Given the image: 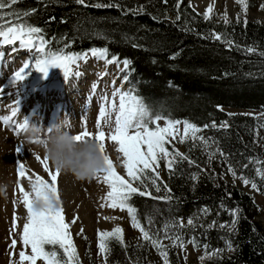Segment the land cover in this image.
Returning a JSON list of instances; mask_svg holds the SVG:
<instances>
[{"label": "trees", "instance_id": "trees-1", "mask_svg": "<svg viewBox=\"0 0 264 264\" xmlns=\"http://www.w3.org/2000/svg\"><path fill=\"white\" fill-rule=\"evenodd\" d=\"M116 2L121 8L84 7L74 0H19L12 10L22 13L36 9L26 19L45 30L53 48L60 47L57 41L66 36L70 51L107 47L110 55L130 59L135 69L130 82L136 85V94L145 99L154 114H170L174 119H186L201 127L213 120L217 124L227 120V129L209 128L202 134L218 142L226 162L236 172L255 181L257 192L264 197V179L256 175V168L264 170V165L253 163L260 118L240 111H220L216 107L264 111V56L259 55L264 52V23L247 20L245 25L237 19L225 24L212 18L205 20L184 0L179 8L177 0ZM140 7L144 11L139 14L129 11ZM95 33H103L108 39L99 38ZM211 33L220 34L222 39L211 38ZM52 37L57 41H52ZM228 41L233 42L231 47ZM248 47L257 51L249 54L245 51ZM173 55L176 58L170 59ZM125 85L126 90L130 84ZM228 113L234 115L228 116ZM187 144L184 153L199 168L183 161L174 166V174L167 169L160 192L148 185L152 195L159 197L169 195L163 189V184H167L171 201L134 195L129 203L137 210L141 224L151 231L155 228L163 232L166 223L172 225L182 219L187 225L191 217L197 225L195 228L170 227L169 232L183 233L184 240L194 236L203 251L204 245H208L207 251L221 250L203 264H264V229L256 219L257 204L253 196L235 185L215 180L204 167L199 145L192 148ZM209 146L215 150L217 144L209 141ZM193 173L199 174L197 180L191 179ZM202 209L209 211L205 214ZM233 209L239 210L234 228ZM213 221L215 226L210 227ZM221 224L227 227L220 228ZM109 247L113 251L112 264L134 261V257L127 259L128 246L125 249L110 240Z\"/></svg>", "mask_w": 264, "mask_h": 264}, {"label": "snow or ice", "instance_id": "snow-or-ice-1", "mask_svg": "<svg viewBox=\"0 0 264 264\" xmlns=\"http://www.w3.org/2000/svg\"><path fill=\"white\" fill-rule=\"evenodd\" d=\"M18 2L19 0H0V68L3 67L6 57H11L10 63H14L18 52L27 51L29 55L28 58L21 60L22 66L6 78L7 84H0V101L12 99L15 105H8L11 114L0 116V121L5 126L14 124L17 135L23 132L30 123L26 117H24L22 123L15 122L13 118L20 111L19 100L17 98L19 86L33 70L43 73L46 77L50 68L58 67L63 71L66 82H69L70 78H80L84 75L81 70V63L86 65L90 57L95 58L97 61H103L105 71L95 73L97 81L91 84V94L86 98L87 103L85 107L87 108L92 103L93 97L99 87V81L109 75L107 71L108 66L115 64L117 71L111 81V85L114 86L113 91L111 98L107 94L100 97L101 103L95 122L96 131L94 133L90 132L87 127V120L84 119L83 130L73 137L77 142L94 137L100 145L101 152L106 151V141H111L117 146L116 151L120 154L125 175H121L117 171L113 159L109 155H105L106 168L102 171V175L99 173L95 177V179L107 185L109 189L103 197L105 203H102L100 207H108L120 211L126 210L131 220V226L139 230L140 238L145 243L150 244L156 249L163 260V264H170L168 247H179L181 250H185L188 244L193 245V247H200L194 236L185 241L183 233L177 232L170 234L169 232L170 227H178L180 229L185 227L195 228L197 225L193 218L190 217L187 219V225L184 224L182 219L175 221L172 225L166 223L163 226V238L171 240V244L165 246L163 239L160 238V230L153 233L150 228L142 225L137 217V210L129 201L134 195L171 201L173 199L170 195L171 189L168 188L167 184H163V189L169 195L156 197L152 195L146 181L151 183L156 192L161 191L162 181L158 169L160 168L162 160L165 162V166L170 174H174V166L183 161H187L189 165H195L199 168V165L189 155L181 153L174 147L176 142L180 144L191 142L192 148L197 147V142H199L204 149H207L209 147V141H211L213 144H217V147L215 151L207 153L208 162L214 159L217 153L221 157H224L225 154L219 148L218 142L211 137L206 138L202 133L209 128L217 130L227 129L229 127L228 121L224 120L217 124L213 120L211 123L204 124L201 127L186 119H174L170 114L167 116L162 112H156L154 114V109L145 102L142 96L136 94L138 89L135 84H131L130 82V75L135 71L131 67L132 61L130 59H121L115 54L110 55L107 47H91L87 51L81 52L70 51L71 44L66 42V36L60 37L58 41L56 37H52V41H57L61 45L60 47L53 48L51 41L45 35V30L39 26L30 24L26 19L37 10L31 9L22 13L12 10V6ZM163 2L167 3V0H163ZM236 2L241 6L242 11L247 13L248 0H236ZM74 3L97 9L121 8V5L116 0H107V2H104V0H96L95 3H90L89 0H74ZM181 3L182 0H177V8L180 7ZM214 6L215 0L205 9L203 13L205 20L212 18ZM189 7H193L191 3H189ZM261 7L264 8V5ZM5 9H10V11H5ZM129 11H132L134 14H139L144 9L140 7L135 10L129 9ZM193 11H195L194 7ZM222 18L225 24L230 23L226 10ZM176 19H180L179 13ZM244 23L245 25L247 24L246 19ZM95 35L105 40L108 39L103 33H95ZM210 36L216 40L222 39L218 33H211ZM227 43L230 47L233 45L232 41H228ZM5 46H10L7 52L4 50ZM133 47H140V45L133 44ZM245 51L251 54L257 50L256 48L248 47ZM176 55H173L170 59H175ZM259 55L264 56V52H260ZM153 62L155 63V61ZM117 79H120V86H115ZM126 83L130 84V86L125 90L123 84ZM9 88L14 89V91L10 92ZM216 107L220 111H223L222 106L217 105ZM113 114H115L114 120ZM227 115L232 116L234 114L228 113ZM102 125L111 128V131L106 133ZM169 146H172L171 150ZM22 148H24L22 145L18 146L15 151L20 153ZM31 155L42 165L44 172L47 174V178L35 172L29 175L23 160L16 165L20 203L26 209L27 215L22 229L19 232V243L22 245V250L18 253V260L11 259V257L17 255L15 249L18 241L13 238L9 245L12 249L9 253L10 264H38V261H42L43 264H80L77 247L70 230L72 225L77 223L79 217L74 216L71 221L66 220L58 187V179L61 171L58 168L53 169L45 157H41L34 152ZM251 162L252 160L250 159ZM255 162L257 164L264 163L258 159ZM228 173L234 179L239 178L242 180L246 186L250 184L252 189L259 190L255 181H250L243 175L237 177V172L231 164L228 165ZM256 175L264 179V170L256 168ZM198 177V173H193L191 179L197 180ZM22 179L28 180L32 186L31 191L25 190L20 183ZM49 194L55 197L58 207H49L46 210L36 211L33 207L34 198L47 201ZM13 204L15 206L16 201H13ZM201 211L207 214L209 210L202 209ZM238 212V209L231 210V215L234 217L232 220L233 228L237 223ZM103 219L115 220L118 217L105 216ZM18 220L19 217L14 210L12 227L9 230L10 233L17 231L19 227ZM148 223H152L151 218L148 219ZM212 226H215V221L210 225V227ZM219 227L225 228L227 225L221 224ZM83 231L81 228L80 233L82 234ZM113 239L125 249L127 248L124 241V230L119 225L111 231L97 230V247L99 254L104 258L105 264H108V258L111 254L108 241ZM137 247L142 248L143 245L138 244ZM203 247L205 254L200 257L201 261L211 255H218L221 251L218 249L209 253L207 251L208 245H204ZM228 248L231 250L230 241L228 242ZM129 264H138V261L129 260Z\"/></svg>", "mask_w": 264, "mask_h": 264}, {"label": "rangeland", "instance_id": "rangeland-1", "mask_svg": "<svg viewBox=\"0 0 264 264\" xmlns=\"http://www.w3.org/2000/svg\"><path fill=\"white\" fill-rule=\"evenodd\" d=\"M184 1H186L188 5L191 3L193 6L192 0ZM215 2L216 6L214 7V13L212 15L214 21L224 23L222 17L226 10L229 21L237 19L245 21L246 19L264 23V8L261 7L264 5V0H248L247 13L242 11L241 6L236 0H215ZM194 5L196 6V3H194ZM207 6L208 5L202 7L199 12H195L203 15ZM193 7L191 8L193 9ZM9 47L10 46H5V52L8 51ZM28 55L27 51L18 52L14 63H10L11 57H6L3 67L0 68V84H7L6 78L22 66L21 60L28 58ZM54 69L50 68L46 77L43 73L33 70L22 82L19 86L17 95L20 111L17 116L13 118L14 121L22 123L24 117H26L30 123L42 124L47 128L57 123L60 119H66L73 126L74 133L77 134L83 130V121L86 119L88 130L94 133L96 131L95 122L98 117L99 105L101 103L100 97L107 94L111 98V93L114 87L111 85V81L114 75H116V65L112 64L108 66L107 71L109 75L99 81V87L93 97L92 103L87 108L85 107L87 103L86 98L91 94V84L94 81H97L95 73L105 71L104 62L97 61L95 58L90 57L88 63L84 66V69L81 65V70L84 75L79 84L74 78H70L69 82H66L63 71L60 68L58 70ZM47 84H51L50 88L57 91L54 98H49V95L46 96L44 91L41 92V88L47 86ZM71 84L77 88L74 90L63 91L59 89L61 85L66 86ZM120 84V79H117L115 86H120ZM125 86L126 85L123 84L124 89ZM9 91H14V89L9 88ZM9 104L15 106L12 99L0 102V112L2 109H5L0 116L11 114L10 108L8 107ZM223 109L228 112L240 111L252 114L260 118V125H264V111L262 110L232 107H223ZM114 115L115 114H113V120ZM102 127L106 133L111 131V128L107 126L102 125ZM188 143L192 145L191 142ZM0 144L7 147L6 152L3 153L6 156V159L4 160L0 158V184L8 185L7 198L0 196V264H10L9 253L12 249L9 245L13 238L18 241L15 249L17 255L11 257V259L18 260V253L22 250V245L19 243V232L22 229V225L25 222L27 215L26 209L20 203V194L17 188L16 165L23 160L25 167L28 169L29 175H31L32 172H35L40 176L47 178V174L44 172L42 165L31 155V153L34 152L43 157L42 152L39 151L34 144L30 145L26 142L23 132L17 135L14 124L5 126L3 122L0 121ZM197 144L204 156V167L215 180H221L231 185H235L253 196V199L257 204L256 219L259 220L264 229V197L260 195L256 189H252L250 184L246 186L239 178L234 179L233 176L228 173L229 164L219 155V153L216 154L214 159L208 162L207 153L215 150L210 146L207 149H204L199 142H197ZM21 145L24 148L21 149L20 153H17L15 149ZM187 145V143L180 144L176 142L174 147L181 153H184ZM255 146L257 148V154L253 163L256 165L257 163L255 161L257 159L264 162V126H259L256 130ZM116 147L117 146L111 141H106L107 154L113 159L117 171L121 175H125V170L121 164L120 154L116 151ZM169 147L171 150L172 146ZM259 164L264 165V163ZM52 168L54 169V167ZM158 171L160 173L161 181H163L167 171L163 160L160 163ZM240 175L243 174L237 172V177ZM248 179L250 180V178ZM20 183L25 190L31 191L27 179H22ZM146 183L151 185L150 182L146 181ZM58 187L62 206L66 214V220L71 221L74 216L79 217L77 223L72 225L70 230L77 247L80 264H105L104 258L99 254L97 247V230L111 231L117 225L124 230V241L130 250V253L128 252L129 254H127L128 260L134 257V261H138V264H163V260L156 249L150 244L145 243L140 238L139 230L134 229L131 226V220L126 210L120 211L118 209L113 210L108 207H100L102 203H105L103 197L109 190L107 185L103 182L98 181L97 179H93L90 182H81L75 180L74 176L71 174L61 173L58 179ZM13 201H16L15 206ZM14 210L19 217V227L15 233H10L9 230L12 227ZM105 216H115L118 217V219L105 220L103 219ZM81 228L84 230L82 234L80 233ZM157 231L154 228L152 232L155 233ZM163 235V232H160V238L163 239V244L169 246L171 240L164 239ZM138 244L143 245V247L138 248ZM214 250L208 252L212 253ZM112 252L111 249L109 257L112 256ZM168 253L170 264H203L205 260H200V257L205 254V251L199 247H193L191 244H188L185 250H181L179 247H168ZM213 256L215 255H211L210 257ZM112 259L113 257L108 260V264H112ZM38 264H43V262L38 261Z\"/></svg>", "mask_w": 264, "mask_h": 264}, {"label": "clouds", "instance_id": "clouds-1", "mask_svg": "<svg viewBox=\"0 0 264 264\" xmlns=\"http://www.w3.org/2000/svg\"><path fill=\"white\" fill-rule=\"evenodd\" d=\"M23 134L26 142L34 144L52 167L58 168L61 173L73 175L77 181L90 182L106 168L107 151L101 152L94 137L75 141L73 126L66 119H60L47 128L42 124L29 123ZM7 189V184H0V196L7 198ZM33 207L36 211H42L58 207V204L55 197L49 194L47 201L34 198Z\"/></svg>", "mask_w": 264, "mask_h": 264}, {"label": "bare ground", "instance_id": "bare-ground-1", "mask_svg": "<svg viewBox=\"0 0 264 264\" xmlns=\"http://www.w3.org/2000/svg\"><path fill=\"white\" fill-rule=\"evenodd\" d=\"M192 3H193V6H194V8H195V11H201V8L202 7H204V6H206V5H209L210 3H213V0H192ZM194 3H196V6L194 5ZM215 6H216V2H215ZM214 6V7H215ZM81 65H82V67H83V69H84V64L83 63H81ZM87 67V66H86ZM55 68V69H54ZM52 69H54V70H58L59 68L58 67H53ZM75 80H76V82H78V84L80 83V81H81V79H83V77H80V78H74ZM60 86V85H59ZM51 87V84H47V86H43L42 88H41V92H43L44 91V93H45V95L47 96V95H49V98L50 97H55V94H56V90H54V89H51L50 88ZM75 88H77L76 86H73L72 84L71 85H61L60 87H59V89L61 90V91H63V90H74ZM40 92V93H41ZM54 101V100H53ZM0 102H2V101H0ZM1 109V108H0ZM5 111V109H2L1 110V112H0V114H2L3 112ZM7 145V144H6ZM6 150H7V147L5 146V145H2V144H0V158L1 159H6V156L3 154L4 152H6ZM1 161V160H0Z\"/></svg>", "mask_w": 264, "mask_h": 264}]
</instances>
